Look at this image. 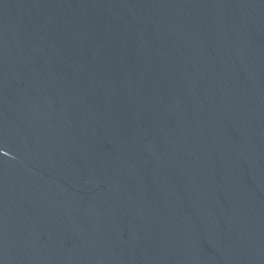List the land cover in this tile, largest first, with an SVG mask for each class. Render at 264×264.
<instances>
[{
  "label": "water",
  "instance_id": "95a60500",
  "mask_svg": "<svg viewBox=\"0 0 264 264\" xmlns=\"http://www.w3.org/2000/svg\"><path fill=\"white\" fill-rule=\"evenodd\" d=\"M149 264H264V191L201 227Z\"/></svg>",
  "mask_w": 264,
  "mask_h": 264
}]
</instances>
